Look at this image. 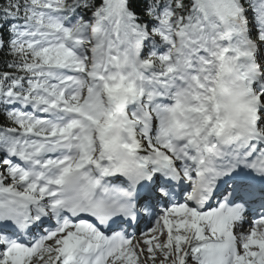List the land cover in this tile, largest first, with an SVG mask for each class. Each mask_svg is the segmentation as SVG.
Masks as SVG:
<instances>
[{
    "label": "rangeland",
    "instance_id": "obj_1",
    "mask_svg": "<svg viewBox=\"0 0 264 264\" xmlns=\"http://www.w3.org/2000/svg\"><path fill=\"white\" fill-rule=\"evenodd\" d=\"M38 2L40 6H54L59 8L61 2L63 0H34ZM206 1L207 5L211 7L212 11H214L213 20H215V24L221 27L222 33L225 32V27L229 24V20L224 14L222 10L221 3L219 0H201L200 4H197V10L199 13H203V4ZM107 4H110L111 9H109V16L107 17L106 21L100 24L93 25L90 30L87 31L86 37L84 39L79 36L77 33V29L74 25H68L65 27L62 23L61 26L64 31L69 32V35L79 36L84 40L85 48L89 50L92 49L94 40L100 35L101 40L105 43L106 51H112L115 55L113 59L116 61L120 60V66L123 68L129 64V59H133V53L129 52V48L133 49L135 44L140 42V37L131 30L128 24V18L118 12L120 7V0H106ZM226 2V0H225ZM226 5V4H225ZM227 8V6H226ZM118 9V10H117ZM225 10V8H224ZM228 10V9H227ZM236 12H240L239 9L236 8ZM204 37L201 41V51H205L204 46L207 45L209 41L208 34L214 27L213 23H209L207 21L208 16H204ZM262 24V23H261ZM168 24L165 22L161 23L158 28L159 34H163V38L166 39L168 33L166 32L168 28ZM250 29L254 33V28L250 26ZM213 30V29H212ZM118 32V33H117ZM212 32V31H211ZM210 32V33H211ZM98 33V34H95ZM43 34V33H42ZM46 33H44L45 35ZM120 36L118 37V35ZM39 33L35 35L39 37ZM133 35V36H132ZM222 35V34H221ZM30 36V40L32 38ZM177 35H173L174 39L177 38ZM247 38V35L244 34V39ZM244 43V41L242 40ZM164 45V43H163ZM120 46L124 47L120 50ZM263 46V42H255L252 44V48L257 50L256 57H260V49ZM84 48V50H85ZM85 53V52H84ZM263 54V53H262ZM46 55V62L52 61V64L56 67L61 66L66 62H71L72 58L67 53H60L57 50L47 51L45 52ZM155 55L158 59L161 58L159 55V51H155ZM118 56V57H116ZM130 57V58H129ZM90 59V58H89ZM114 60V61H115ZM166 64L168 62L165 61ZM90 68V67H89ZM111 68H116V64L113 63ZM47 68H39L33 71V79L32 83L30 84L32 90L34 92L39 93L40 89H38L35 85L36 83L39 84L40 76L43 74H47ZM112 72L108 69L106 70V75L111 76ZM83 78H89V72H86L85 69L81 67V74ZM109 80H112L110 77ZM40 85V84H39ZM105 90L99 91L95 95L94 102V115H102L103 109L101 107V102L103 101V95ZM46 95L50 96L45 92H41L40 96ZM87 96L84 97V99ZM62 102L73 103L76 105L77 109H80V104L83 103L79 102L75 95L69 94L65 97H61ZM65 100V101H64ZM105 104V102H104ZM21 107L22 103H19ZM29 111V110H28ZM260 111L264 113V97L263 103L260 106ZM98 120L90 121L89 127L94 128L98 125ZM103 124V123H102ZM100 122L99 126L100 127ZM97 127L94 129V133L91 135V141L89 142L90 146H93L92 143L96 140V130ZM156 132L159 134L161 130L158 128ZM95 134V135H94ZM28 139L29 144H33L37 146L39 144V138L33 136H25ZM20 145V143H19ZM22 145V144H21ZM95 146V145H94ZM25 149L28 146L24 147ZM153 146L150 144L148 146V151H151ZM34 151V150H33ZM16 160L7 161L6 167L3 170L5 172H15L14 168L17 167L15 164ZM22 181V180H21ZM23 182V181H22ZM25 183V182H23ZM13 194L8 193L6 195H1L0 198L2 200L11 198ZM21 198L25 200L29 205H31L34 209H36L37 205L41 203L40 193L36 191L35 188L32 186L25 187V191L21 193ZM160 222H156L157 227L154 224L148 225L143 229V231L125 248H122L110 258L106 260V264H209V255L207 253L213 252V248H215V244L217 240L213 238L216 237L210 230H207V222L202 218V216H198L192 212V210H187L182 214L175 215L174 213H167L165 215H161ZM158 228V229H157ZM150 230V231H149ZM154 230V231H152ZM264 232V228L262 229ZM148 231V232H147ZM146 232V233H145ZM91 236L83 233L78 232L74 228L68 229L60 236L54 237L48 241H46L43 245V249L41 251H37L31 255H24L19 254L17 252H12L9 256L7 261L6 255L0 253V260L7 261L6 264H56L59 262L61 264V260H63V256L66 254V247L72 241L75 247H79L82 245L85 240L90 239ZM262 244V241H259ZM245 244H240V248H244ZM259 251L254 253L255 259L252 264H257L259 261ZM242 256H238L237 261L235 264H251L252 255H248L245 257V262H242ZM3 263V262H2Z\"/></svg>",
    "mask_w": 264,
    "mask_h": 264
},
{
    "label": "trees",
    "instance_id": "obj_2",
    "mask_svg": "<svg viewBox=\"0 0 264 264\" xmlns=\"http://www.w3.org/2000/svg\"><path fill=\"white\" fill-rule=\"evenodd\" d=\"M261 1L236 0L244 21H254L256 7ZM124 5L133 27L143 36L145 59L151 60L147 51L158 43L154 24L162 18L163 11L168 12L173 27L186 25L191 40H199L203 22L194 9L193 0H124ZM33 10V0H0V170L8 141L23 130L35 131L33 127H19L10 109L1 102L6 93H19L27 88L31 70L43 62L40 52L24 40V36L34 29ZM60 15L83 31L91 26V22L105 20L102 0H66ZM2 184L6 189L22 190L20 184L12 183L10 175L2 180ZM0 264H6V261Z\"/></svg>",
    "mask_w": 264,
    "mask_h": 264
},
{
    "label": "bare ground",
    "instance_id": "obj_3",
    "mask_svg": "<svg viewBox=\"0 0 264 264\" xmlns=\"http://www.w3.org/2000/svg\"><path fill=\"white\" fill-rule=\"evenodd\" d=\"M225 4L227 6L229 14L235 15L236 7L234 5V0H226ZM204 5L206 6L205 8L207 10L206 11L207 16H208L207 21L210 24L211 23L214 24V27L212 26L213 30L212 29L210 30V32L211 31L212 32L211 33L209 32V34H208L209 41L207 43V46L212 52L218 53V54L215 55V58L212 59L213 61L207 67V69L210 70L209 74L211 73V77H212L211 79L212 80L210 82H207L208 84H203L201 87H198V89L201 91L200 92V94H201V93H203L204 90H207V88L210 87V85H211V87L213 88V92L215 91V94H217L220 84L225 85L226 87L228 85L229 74L232 71V66H231L230 62H228V59L230 57H235V56L240 57L241 55L245 54V52L240 53L238 51L237 47L233 44V41H234L233 37H231V40L228 41V45H227L228 48L219 46L221 41L225 39V35L222 33L221 27L219 26V24L216 25L215 20H213L214 17L211 15V13H212L211 7H209L207 5L206 1L204 2ZM121 6H122V1L120 0L119 10L121 9ZM95 34H98V33H95ZM119 36H120V34L118 35V37ZM220 38L222 40H220ZM122 48H124V47L120 46V50ZM221 48L223 49V51L222 50L220 51ZM129 50L131 51V48H129ZM227 50L228 51L231 50L232 56H231V54L228 53ZM239 54H241V55H239ZM108 55H110L112 57L115 56L111 51H109L106 55V53L104 51V46L101 45L100 43H98L96 54L94 56V66L96 68L101 66L102 69H109L112 72V74L110 76V78L112 80H108V78H107L106 83L103 86V88L107 89L103 95V101L101 102L103 114L95 117L98 120L97 126H99V122H100L101 126L100 127L95 126L94 128H91L88 126V122H87L88 118L94 117V114H92V112H91L92 111L91 98H88L85 102V106L80 109V115L79 116L83 117L84 121H81L76 126H74L76 129V131L74 132L75 146H76V151L74 153V160H77L80 162L83 161L82 165L85 167L90 165V163H89L90 155H92V159H94V160L97 159V156H98L97 153L100 149L97 146L99 142L93 141V143H95V144H93L92 147H90L87 142L90 141L91 135L94 133V129L96 127H97L96 137L99 138V140L105 134V132L108 130L109 123L107 121V115L113 114L114 107H112L111 102H107L105 100V97H106L107 93H110V92L116 90L117 88H122L124 90V93L127 96V98L134 97L136 99V104L133 105V107H129L128 109H126V112L128 113V115L129 116L131 115L132 117H129L128 115L124 114L123 105H118V108H120L121 113H123L122 115H123V121H124V133L122 134V140H123L124 148L126 150H130V149L135 148V149H137V151L140 152L141 155H143V156L149 155L147 144L150 142V139L147 137V135L142 133L140 124L133 121V118H135V116L140 115V107L138 106V103H137L139 94L137 92H135V90L137 91L138 83H137V85L134 83V80L132 79L133 76L131 78L128 77L129 76L128 75L129 69L122 68L120 66V60L116 61L112 57H108ZM229 55H230V57H229ZM116 57H118V56H116ZM113 63L116 64V66H117L116 68H111V65ZM132 67H133V65H132ZM207 74H208V72H207ZM77 75H78L77 72L70 74V76H72L73 78H74V76H77ZM73 80H71V81H73ZM193 89L196 90L197 88L193 87ZM98 90H101V89L98 88L95 91H91L90 97L94 94V92L97 93ZM211 97H209V100ZM263 97H264V91H263V93H261L260 99L262 100ZM48 101H53V100H48ZM104 102H105V104H104ZM54 106H56V105L54 104L52 107H54ZM63 106H64V104L60 103L58 108L63 107ZM257 109H260V107L259 108L257 107ZM61 110L63 112L69 111L70 108L65 107V108H62ZM51 111L53 112V110H51ZM195 111H197V113H195V115L192 114V116L189 119V121L192 120L194 122L195 128H198L203 121H205V123H204V125H205L206 122L211 120L210 118L207 120H204V117L207 113L204 110V108H203V110H202V108H199V109H196ZM141 118H142V115H141ZM138 120H140V118H138ZM61 138L62 137H59V132H57V135L54 138H47L46 141H48L49 144H53L54 142L59 141ZM81 145H86V146H81ZM45 168H47V167H45ZM56 169L60 170L61 167L58 166V168H57L54 165L53 170L51 171V179H47L46 181H52V180L57 179L59 174L57 173ZM84 170L87 171L86 168ZM85 171H84V173L86 175V182H90L93 179V177H95L94 176L95 174L88 173ZM47 202H48L47 199L43 200L44 205ZM141 202H144V200L142 199ZM255 204L257 205L258 203H255ZM23 205H27V204H23ZM262 205L263 206L257 208V212L259 209H263L264 204H262ZM185 206L189 207V204L187 202H185ZM252 206H254V204H252ZM249 215H251V216L255 215L253 210L249 211ZM153 218L154 219L152 221L155 222V226L157 227L156 222H158V224H159L160 219H161L160 215H156ZM244 223H246V221L245 222L243 221L241 224L235 225L233 227H229V226L223 227L221 230L217 229L216 227L209 226V225L206 228L207 230H210L214 236H222L225 239H228L229 235L231 234L234 237H236L235 242L232 240V238H230L229 243L232 245V248L237 247L238 256L243 257L242 262H245L244 261L245 257L248 255H252V258H253V252L256 250H260L261 253L264 254V244L259 243V241L264 242V232L262 230L264 228V219L256 220L255 224L253 226H249V227H246L245 226L246 224H244ZM145 224H147V222H144V225ZM247 224H248V222H247ZM152 231H154V230H152ZM227 232H230V234H228ZM240 244H245V247L240 248ZM71 246H72V242L69 243V247L67 248V255L74 257L75 250H73V248ZM116 252H118V250H116L114 253H116ZM252 258H251V261H252ZM227 264H235V263H233L230 260L227 262Z\"/></svg>",
    "mask_w": 264,
    "mask_h": 264
}]
</instances>
